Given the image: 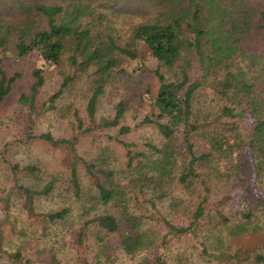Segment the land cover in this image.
<instances>
[{"label":"trees","instance_id":"obj_1","mask_svg":"<svg viewBox=\"0 0 264 264\" xmlns=\"http://www.w3.org/2000/svg\"><path fill=\"white\" fill-rule=\"evenodd\" d=\"M10 1L13 4L10 7H3L0 2V103L7 99L15 83L22 78L19 71L7 72L5 58L33 57L36 62L32 71L33 83L30 91L22 93L19 99L29 107L31 122L37 113L55 109L65 90L86 74L94 87L87 106L91 120L86 131L115 127L120 134H127L131 127L124 125L123 120L129 102L119 101L115 116L97 123L94 117L99 98L111 82L119 85L127 81L135 91L137 87L132 82L133 78L139 71L149 69L147 61H153L155 67L149 70L157 80V89L141 94L142 99L145 97L149 101L151 113L144 117L142 124H154L168 141L181 134L190 160L179 181L185 186L201 184L208 191L209 182L220 178L219 173L213 176L208 172L210 170L220 172L223 166L227 169L233 167L243 182L244 178L238 171L240 167L250 168L255 177L263 174L264 7L258 6L254 0H140L150 6V20L137 23L126 18L121 21L117 15L115 22L107 12L110 5L124 4L128 0ZM13 8L16 14H11ZM195 64L201 72L198 80L193 78ZM55 71L62 77L60 87L38 109V96L49 75ZM207 87H211L224 101L217 111L198 100L199 91ZM76 115L80 119L77 112ZM237 119L251 121V127L244 126ZM28 136L33 138L31 134ZM200 136L208 138L218 149L198 154L196 145ZM39 138L56 145L70 144L75 158L70 180L74 194L82 201V213L88 217L83 231L94 226L99 233L106 234L107 237L100 238L104 242L106 261H112L116 246L130 257L147 249L150 243L144 229L145 216L132 210L131 198L119 183H115L116 169L105 161L98 167L97 163L81 157L74 139H57L50 133L41 134ZM116 140L127 149V165L131 169L138 157L134 152L135 145L118 137ZM158 150L171 158L168 150ZM169 160L162 158L164 162ZM209 160H215L216 167L209 165ZM78 162L83 163L92 177V192H83ZM224 162H229V165H222ZM153 163L155 166L159 164L156 158ZM203 166L208 167L207 171L200 170ZM18 167L14 165L15 169ZM26 168L31 172L35 170L33 166ZM143 175L142 180L149 178L162 182L164 179L153 173ZM227 177L231 178L230 175ZM53 188V181L41 189L24 188L28 212L34 213L35 195L49 194ZM142 197L150 202L155 198L145 195V192ZM208 198V193L201 198L188 226L178 227L166 220L170 233L196 235L197 221L212 209ZM102 204H112L113 208L97 213ZM215 211L218 224H231L225 213ZM258 213V208H250L248 212L244 209L243 222L232 225L226 242L229 245L225 251H219L232 264L264 263V253L259 250L264 246V232L261 231ZM68 214L70 209L64 208L42 217L51 221L63 220ZM112 237L117 239L115 245ZM249 238H258V245L245 247L252 244H239ZM167 239L166 235L160 243L161 250L152 260L144 256L139 264H164ZM80 241L83 243V237ZM203 250L208 253L206 246ZM4 254L11 264L29 263L22 247L12 252L4 251Z\"/></svg>","mask_w":264,"mask_h":264},{"label":"rangeland","instance_id":"obj_2","mask_svg":"<svg viewBox=\"0 0 264 264\" xmlns=\"http://www.w3.org/2000/svg\"><path fill=\"white\" fill-rule=\"evenodd\" d=\"M8 1L0 0L3 7L13 5L12 1ZM254 2L264 7V0ZM149 8L150 6L140 0H128L124 4L110 5L107 12L115 22L117 15L121 21L126 18L137 23L150 20ZM11 11V14H16L14 8ZM34 64L36 62L33 57L5 58L4 64L9 74L16 71L22 73V78L15 83L13 92L0 103V248L4 251L12 252L22 247L25 257L29 259L27 264H139L144 256L152 260L157 255L161 250L160 243L167 235L164 264H232L220 255L219 251L227 249L229 243L226 242L230 237L232 225L243 222L242 210L246 209L248 212L250 208H258L260 227L264 232V172L255 177V174H252L255 172H251L250 168L240 167L238 171L244 178L243 182L236 176L237 171L233 167L227 169L223 166L220 172L208 171L213 176L220 174L219 179L209 182L208 191L198 183L196 186H185L179 181V176L187 167L190 157L181 134L180 137L168 141L154 124H142L144 117L151 113L149 101L145 97L142 99L141 94L149 89H157V80L152 70H149L155 67V62L147 61L149 69L139 71L133 78L132 82L137 87L135 91L127 81H122L119 85L111 82L99 98L94 117L97 123L113 118L119 101L129 102V109L123 120L124 125L131 127L127 134H120L115 127L86 131L91 120L87 106L94 89L86 74L65 90L57 100L55 109L37 113L34 122H31L29 107L19 99L22 93L30 91ZM193 69V78L198 80L201 75L198 65L195 64ZM61 81V74L57 71L49 75L38 96V109H41L45 100L59 89ZM198 100L216 111L224 104L211 87L200 90ZM76 112L80 119L77 118ZM237 120L244 126L251 127V121ZM44 133H50L57 139H74L76 151L81 157L97 163L98 167L105 161L116 169L113 178L115 183H119L131 198L132 210L145 216L144 229L150 243L147 249L130 257L117 246L114 247L117 239L112 237V261H106L102 247L104 242L100 240L102 236L107 237L106 234L99 233L94 226L83 231L84 222L88 217L82 213V201L74 194L70 180L75 159L72 148L68 143L56 145L39 138ZM29 134L33 138L29 137ZM116 137L135 145L134 152L138 157L131 169L127 165L128 151ZM197 140L198 154L218 149L208 138L200 136ZM158 149L171 152V158L166 156V152L159 153ZM164 157L170 159L169 162L162 161ZM155 158L159 162L157 166L153 163ZM208 163L216 167L215 160H209ZM221 164L229 165V162ZM14 165L19 167L15 169ZM27 166L35 167V170L28 171ZM207 168L203 166L200 170L207 171ZM77 170L83 192H92V177L82 162H78ZM144 173H153L164 179L162 182H154L149 178L142 180ZM51 181L54 182L53 190L49 194L35 195L34 213H29L24 188L41 189ZM143 192L147 196L155 197L154 201L143 200ZM206 193L209 195L208 205L212 209L197 221L196 235L171 234L165 221L169 220L178 227L188 226ZM64 208L70 209V214L63 220L51 221L42 217L43 214ZM112 208V204H102L96 212L111 211ZM215 210L225 213L232 221L231 224H218L219 218ZM80 237H83V243ZM257 239L249 238L239 244H252L245 247H253L258 245ZM204 246L207 247L208 253L203 250ZM3 250L0 264H11ZM259 250L264 253V246Z\"/></svg>","mask_w":264,"mask_h":264}]
</instances>
